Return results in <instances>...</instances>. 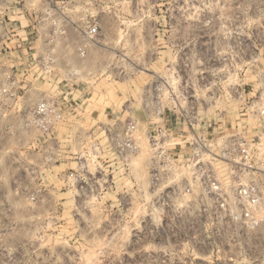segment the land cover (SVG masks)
<instances>
[{
	"label": "rangeland",
	"instance_id": "374dc122",
	"mask_svg": "<svg viewBox=\"0 0 264 264\" xmlns=\"http://www.w3.org/2000/svg\"><path fill=\"white\" fill-rule=\"evenodd\" d=\"M8 10L4 23L33 35L28 61L51 39L57 48L62 76L28 78L31 99L54 84L80 106L40 148L41 134L22 129L0 94V264H264V223L193 238L177 200L152 189L153 128L142 111L159 92L155 122L178 142L189 123L210 136L219 120H236L239 92L264 88V0H10ZM53 26L65 33L52 37ZM11 51L0 49V67L20 57ZM18 83L0 73V91ZM131 116L139 149L124 164L102 129Z\"/></svg>",
	"mask_w": 264,
	"mask_h": 264
},
{
	"label": "built area",
	"instance_id": "2783aa9c",
	"mask_svg": "<svg viewBox=\"0 0 264 264\" xmlns=\"http://www.w3.org/2000/svg\"><path fill=\"white\" fill-rule=\"evenodd\" d=\"M9 2L10 0H0V49L1 52H10L14 48V52L20 56L10 59L12 65L7 72V79L13 88L18 83L17 78H20V82L19 88L13 92L3 89L0 94L13 97L17 90H23L28 85V78L37 81L43 78L56 79L54 71L57 59L45 48L33 60H27L24 50L29 48L26 46L32 43L30 38L33 35H28L23 26L13 28L4 23L6 17L9 19ZM96 32L97 27L92 26L88 28L87 35H94ZM50 33L55 37L56 34H64L65 30L53 26ZM11 39L16 40L14 47L8 45ZM52 42L53 39L50 40ZM74 75L75 72L69 70L66 77L69 79ZM65 82L64 87L69 83ZM172 93L167 98L175 102ZM153 94H148L149 100L142 108L153 128L147 133L153 154L150 184L155 191H160L161 194L166 192V196L170 194L177 200L173 202V207L178 209L177 216L185 222L187 231L193 234V238H198L213 232L221 224L248 229L263 224L264 88L251 97H247L244 91L239 92L237 99L240 101V108L236 120H219L210 136L195 132L194 126L189 123V135L181 134L180 142L174 141L177 138L174 137V131L168 132L161 123L155 122V118L162 117L165 107L160 93L154 90ZM67 95V91L43 95L33 105L17 111L22 129H34L41 134L37 143L42 148L51 144V133L55 127L66 116L79 109V103L66 99ZM102 131L115 159L128 164L139 149L135 118L131 116L124 120L116 119ZM175 131L180 132L179 129ZM182 143L185 144L186 155L181 154ZM97 146L95 144L96 149ZM78 169H82L80 162ZM176 175L181 176L178 181L175 182L173 178L168 180ZM73 176L78 177L76 173H70V177Z\"/></svg>",
	"mask_w": 264,
	"mask_h": 264
},
{
	"label": "crops",
	"instance_id": "0c3cea01",
	"mask_svg": "<svg viewBox=\"0 0 264 264\" xmlns=\"http://www.w3.org/2000/svg\"><path fill=\"white\" fill-rule=\"evenodd\" d=\"M16 15H17L16 18H20L21 17L18 14V12H16ZM13 42H16V40L15 39H11L10 42H8V45H11V47H14V45H12ZM46 49H49L54 55H56L54 52L57 51V48L55 47V44L53 42L50 43V44H47ZM10 52L8 53L9 55L12 54V51H10ZM57 60H58V57H57ZM11 61L12 60H9V63H8L9 66H1L0 67V73L3 74L4 76L7 74L8 68L12 65ZM54 75L56 76V79L60 78L62 76V74H60L58 68L57 69L55 68ZM23 86H25V84L22 85V87ZM58 88L56 89L55 85L53 84L52 87L48 88L45 92L47 93V91H48L47 95L56 94V93H58ZM60 89H62V88H60ZM31 91H32V89L30 88L29 84L26 87H24L23 90H17L16 94H14V96L12 97V102L10 103V105H8L6 107V110L9 111V112H11V111L17 112V111H19L21 109V107L23 108V107H26V106L33 105L36 101H35V99H31V97H30L31 96ZM38 93L40 94L41 97L43 95L46 96V94L42 93V91L41 92L39 91ZM40 148H41V146H40ZM51 150H52L51 147L48 148V151H51Z\"/></svg>",
	"mask_w": 264,
	"mask_h": 264
}]
</instances>
